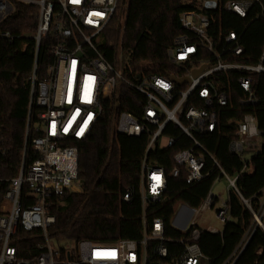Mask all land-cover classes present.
<instances>
[{
    "label": "built area",
    "instance_id": "1",
    "mask_svg": "<svg viewBox=\"0 0 264 264\" xmlns=\"http://www.w3.org/2000/svg\"><path fill=\"white\" fill-rule=\"evenodd\" d=\"M16 3L37 7L31 34L35 58L28 78L22 148L12 172L6 163L10 150L0 136V264H202L205 256L197 243L200 232L222 233L232 219L230 191L251 216L234 249L219 263L237 264L254 232L264 234V186L256 199L244 198L236 186L238 175L248 170L250 158L263 143L253 112L258 103L253 77L264 74V44L257 62L240 61L242 32L219 30L214 35L211 18L222 10L241 18H258L264 12V0H198L196 8L182 11L178 21L183 32L165 50L171 65L179 70L170 76L127 74L120 54L114 65L98 51L96 43L112 21H119L124 30L128 0H0V41L11 39L1 24ZM41 44H48L52 63L40 79L36 59ZM193 70L198 72L193 74ZM229 75L235 77L241 92L234 111H242L241 118L234 119L228 143V151L242 162L233 176L225 173L199 139L217 130L220 113L232 109L228 107L232 105ZM183 77L188 81L180 84L176 79ZM125 87L141 97L134 102L136 113L119 108ZM106 103L113 108L117 134L146 137L138 178L141 236L112 242L85 238L64 242L52 232L50 202L66 192L80 191L76 142L90 135ZM173 147L177 150L172 155V176L185 168V181L192 183L217 169L214 181L226 178L227 196L222 199L212 191L213 181L197 206H177L172 225L185 224L191 215L199 220L209 211L220 229L198 225L193 217L179 229L178 237H169L161 218L146 219V205L163 197L167 183L163 167L148 154ZM206 158L211 165L203 171ZM130 195L128 188L121 199L127 201ZM248 264H264V248H257Z\"/></svg>",
    "mask_w": 264,
    "mask_h": 264
},
{
    "label": "trees",
    "instance_id": "2",
    "mask_svg": "<svg viewBox=\"0 0 264 264\" xmlns=\"http://www.w3.org/2000/svg\"><path fill=\"white\" fill-rule=\"evenodd\" d=\"M197 1L128 0L124 30L121 31L119 21H112L96 43L97 49L106 61L114 65L120 54L127 74H177L179 70L171 65L165 50L174 37L183 32L178 21L179 14L196 8ZM226 1L229 0H220L221 3ZM253 8L259 10L256 5ZM36 16L35 5L16 3L14 11L1 24V28L11 35V39L0 41V136L10 150L6 163L11 172L22 148L28 78L35 58L31 34L35 29ZM219 30L241 31L240 43L244 51L239 60L257 62L264 44V12L252 19L250 15L241 18L226 10L215 12L211 18V32L216 35ZM51 63L48 44H41L36 59L40 79L46 76ZM234 79L233 75H229L232 105L228 107L232 109L220 113L217 130L199 137L229 176L238 173L242 167L240 158L228 151L235 129L234 119L241 118L242 114L241 109L234 111L237 96L241 93ZM253 79L258 97L253 112L263 143L250 158L248 170L241 172L236 179L240 194L249 199H256L264 186V74ZM139 98L137 92L125 87L119 108L136 113L134 102ZM76 144L81 189L51 200L49 211L54 216L52 232L55 237L64 242L84 238L100 242L139 238L142 207L138 178L146 137L117 134L113 108L106 103L90 135ZM176 150L177 147L155 149L148 154L163 167L167 183L163 197L146 205L145 217L149 222L155 217L161 218L165 235L169 237L180 235L172 225L177 206H197L218 174L217 169H211L204 178L192 183L185 181V168H180L178 175L172 176V155ZM205 161L203 171L211 165L208 158ZM128 188L131 195L124 201L121 198ZM228 203L232 219L225 224L222 233L200 232L197 243L205 256L202 264H219L234 249L249 224L251 216L233 191L229 192ZM259 247L264 248V234L256 230L237 264L250 263Z\"/></svg>",
    "mask_w": 264,
    "mask_h": 264
},
{
    "label": "rangeland",
    "instance_id": "3",
    "mask_svg": "<svg viewBox=\"0 0 264 264\" xmlns=\"http://www.w3.org/2000/svg\"><path fill=\"white\" fill-rule=\"evenodd\" d=\"M227 185V180L224 176H220L218 177L212 184V191L219 194V196L222 198V199H225L226 196H227V191L225 189ZM195 218V222L198 224V225H201V224H209L210 226H213L214 228L216 229H220L221 228V225L218 224L217 220L215 219V217L213 216V214L209 211H206L202 214V217L201 219L198 220L197 216H194V215H191L190 218H189V221L192 219V218ZM187 221L185 224L183 225H180L178 223H174L173 226L176 227L178 230L179 229H183L187 226L188 222Z\"/></svg>",
    "mask_w": 264,
    "mask_h": 264
},
{
    "label": "water",
    "instance_id": "4",
    "mask_svg": "<svg viewBox=\"0 0 264 264\" xmlns=\"http://www.w3.org/2000/svg\"><path fill=\"white\" fill-rule=\"evenodd\" d=\"M198 72V70H193V74H196ZM180 84H182L184 81H188L187 77H183V78H177L176 79Z\"/></svg>",
    "mask_w": 264,
    "mask_h": 264
}]
</instances>
